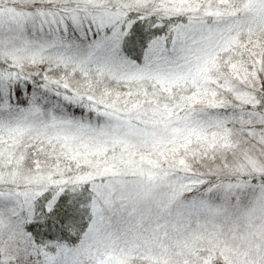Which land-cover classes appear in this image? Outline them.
<instances>
[{
    "label": "snow or ice",
    "instance_id": "1",
    "mask_svg": "<svg viewBox=\"0 0 264 264\" xmlns=\"http://www.w3.org/2000/svg\"><path fill=\"white\" fill-rule=\"evenodd\" d=\"M0 264H264V0H0Z\"/></svg>",
    "mask_w": 264,
    "mask_h": 264
}]
</instances>
